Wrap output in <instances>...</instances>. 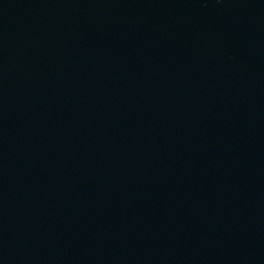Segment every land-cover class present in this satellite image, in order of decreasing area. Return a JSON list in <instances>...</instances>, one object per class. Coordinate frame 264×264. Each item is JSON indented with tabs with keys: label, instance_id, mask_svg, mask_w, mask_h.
<instances>
[{
	"label": "water",
	"instance_id": "95a60500",
	"mask_svg": "<svg viewBox=\"0 0 264 264\" xmlns=\"http://www.w3.org/2000/svg\"><path fill=\"white\" fill-rule=\"evenodd\" d=\"M0 264H264V0H0Z\"/></svg>",
	"mask_w": 264,
	"mask_h": 264
}]
</instances>
